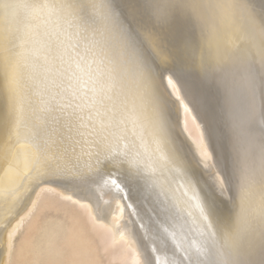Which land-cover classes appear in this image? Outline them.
<instances>
[{"label":"snow or ice","instance_id":"1","mask_svg":"<svg viewBox=\"0 0 264 264\" xmlns=\"http://www.w3.org/2000/svg\"><path fill=\"white\" fill-rule=\"evenodd\" d=\"M21 7L47 9L64 21L58 49L66 86L49 87L44 78L37 83L36 58L27 47L34 37L24 20L13 35L19 41L15 118L27 129L23 140L35 150L45 182L106 188L114 200L135 192L136 207H126L153 245L144 264H159L156 253L168 257L166 264H264V6L258 12L242 6L244 43L229 50L224 63L217 56L230 43L233 5L227 0H0L6 18ZM210 32L224 37L215 53ZM98 53L110 68L88 73L92 86L86 90L78 86L82 65ZM193 70L198 83L190 80ZM216 80L244 97L243 116L234 114L230 125L200 91ZM128 81L135 86L131 107ZM169 86L183 93L185 108L204 125L202 150L212 160L203 165L211 177L205 185L197 173L202 162L187 159L174 133L180 98ZM129 119L141 140L151 138L148 163L130 135ZM158 169L186 183L195 215L178 219Z\"/></svg>","mask_w":264,"mask_h":264},{"label":"bare ground","instance_id":"2","mask_svg":"<svg viewBox=\"0 0 264 264\" xmlns=\"http://www.w3.org/2000/svg\"><path fill=\"white\" fill-rule=\"evenodd\" d=\"M21 2L35 4L42 0H21ZM227 2L233 5L227 27L230 43L227 49L222 48L220 55L217 56V61L220 63L226 62L229 50L243 46L246 23L242 6L246 5L256 12L264 6V0H227ZM214 15L211 12L207 13L209 23H212ZM19 20H24L29 25L34 37V43L27 47L28 54L36 58L37 83L44 78L49 87L58 88L62 84L66 86V80L60 75L62 64L58 49L64 21L47 9L21 7L10 13L7 18L0 11V264H23L18 260L17 254L19 252L21 256L20 253L26 251L30 256L24 264H32L34 259L43 257L47 251H53L54 264H102L96 259L88 240L93 238V234L107 240L106 247L103 246L102 251H106V248L111 246L119 249L118 256L123 264H144L146 256L153 254L151 253L153 245L146 235V230L140 227L139 218L131 216L129 213L132 209L126 207L128 204L133 208L136 207L135 192L129 193L126 200H114L106 188L97 187L89 190L74 186L60 187L56 183L45 182V178L41 176L42 169L34 163L35 150L23 140L27 129L18 124L13 108L12 80L15 65L13 53L18 50L14 44L19 43L13 40V35ZM223 38V33L210 32L208 34L210 50L215 53L217 42L222 41ZM155 51L158 58L163 55L159 49ZM88 65L91 67L89 68ZM109 68L108 59L102 54L89 55L82 65L83 71L78 86L87 90L92 86L88 73L95 74L98 71L107 73ZM31 71L30 68L25 69L26 74ZM196 76L197 72L193 70L190 73V80L193 83H198ZM103 79L106 80V76ZM134 87L131 81L126 83L129 107H131ZM169 89L173 92L174 98H180L173 113L174 133L183 145L187 159L193 165L197 160L202 162L197 173L200 183L205 185L211 177L207 175L203 165L211 163L212 160L202 150L206 144L204 125L197 114L191 111L190 106L185 108L187 102L183 100V93L171 86ZM200 91L228 125L231 124L234 114L243 116L242 92L231 94L219 80L208 86H201ZM127 127L130 135L136 136V148L142 153L145 163L150 162L148 157L153 147L151 138L144 134L141 140L137 135L138 128L130 119ZM156 175L169 189L168 196L178 219H188V212L195 215L196 209L190 206L189 200L191 190L186 183L166 170L158 169ZM169 181L172 183L169 184ZM41 205L47 208V213L41 219L34 220L35 213ZM82 219L88 225V234L82 230ZM26 222L28 225L37 222V225L29 233L30 239H27L26 244L21 245L18 251L14 243L16 237L21 235ZM38 226V231L34 233ZM155 255L159 264H166L167 256L159 253Z\"/></svg>","mask_w":264,"mask_h":264},{"label":"rangeland","instance_id":"3","mask_svg":"<svg viewBox=\"0 0 264 264\" xmlns=\"http://www.w3.org/2000/svg\"><path fill=\"white\" fill-rule=\"evenodd\" d=\"M45 213H47V208L45 206H43V205H41V207L39 206L37 211H36V213H35L34 220L41 219L45 215ZM52 213H53V211L50 212V214H52ZM36 215H39V216H36ZM81 223H82V226H83V228H82L83 232H87V234H88V229L89 228H88V225H87L86 221L84 219H82ZM24 225H25V226H23L24 232H23V229H22L21 231L23 233L21 232V235L18 236V238L16 237V240H15L16 243H14V244H16V245H14L15 249H17L18 251H20L21 245L23 246L24 244H26L27 239H30L29 238L30 237L29 233L32 231L33 227H35L37 225V222L36 223H30L29 225L26 222V224H24ZM27 225H28V227H27ZM38 229H39V226L36 227L34 233L37 232ZM92 236H93V238H90L88 240H89V242L92 245V248H93V251H94L96 259H99L102 264L103 263L106 264L109 261L110 262L108 264H123L122 261L119 259V256H118L119 249L117 250L116 247L111 246V247H107L106 251H102L101 249L106 247L105 244L107 243V240L103 239L102 236L97 235V234H93ZM33 238H34V236H33ZM52 244L54 245L55 242L52 243ZM107 251H109V252H107ZM20 254H21V256L19 255V252L17 254L18 260L22 261L23 264H24L25 262H27V257L30 256V254L28 255L27 251L23 252V253H20ZM108 259H109V261H108ZM111 260H113V261H111ZM54 263H55V259L53 257V251L52 252L47 251V252H45L43 257L36 258V259H34L32 261V264H54Z\"/></svg>","mask_w":264,"mask_h":264}]
</instances>
